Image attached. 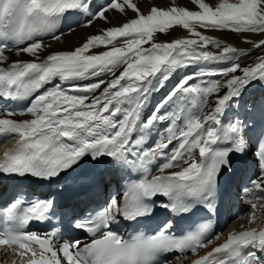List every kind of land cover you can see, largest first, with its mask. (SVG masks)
Masks as SVG:
<instances>
[{"label": "snow or ice", "instance_id": "snow-or-ice-1", "mask_svg": "<svg viewBox=\"0 0 264 264\" xmlns=\"http://www.w3.org/2000/svg\"><path fill=\"white\" fill-rule=\"evenodd\" d=\"M190 4L145 14L134 0H0V144L10 145L0 177L16 181L0 203V252L12 264H264V224L252 227L264 216V98L245 99L264 86V55L241 64L264 53V0ZM110 15L126 20L52 50ZM176 26L188 35L159 42ZM209 30L260 38L244 35L252 47L242 49ZM193 67L152 103L173 73ZM249 151L239 187L248 227L222 242L211 216L180 229L194 209L215 212L233 156ZM85 162L123 175L102 204L80 209L62 194ZM28 180L49 191L37 195ZM121 221L151 226L126 236ZM69 231L86 239H66Z\"/></svg>", "mask_w": 264, "mask_h": 264}, {"label": "bare ground", "instance_id": "bare-ground-1", "mask_svg": "<svg viewBox=\"0 0 264 264\" xmlns=\"http://www.w3.org/2000/svg\"><path fill=\"white\" fill-rule=\"evenodd\" d=\"M140 7L141 11L147 14L148 11H150V8L152 6L157 7H168L172 4V0H134ZM206 2H209V0H206ZM176 5L178 6H187L189 8L192 7L190 4V0H175ZM131 10H129V16H132ZM111 24H106L104 21H96L93 26L91 27H78L75 29V31L71 34H66L60 42L51 41L52 44V50H70L75 47L80 46L85 39L93 34H99L102 29H105L110 26L119 25L123 22H125L126 18L122 15H110ZM206 35H209L215 39H219L225 43L231 44L234 47L242 48V49H251V45L244 42V35H248L250 39H259L260 37L255 34H237L230 31H216V30H209L205 32ZM158 40L159 42H169L173 39L177 38H184L188 35L187 31L180 28L179 26H176L173 29H169L167 33H158ZM212 51H215V49H211ZM258 55H264V53L260 52L259 50H255V55L249 57H244L241 59V64L248 65L253 63L256 56ZM10 59H17L13 54L9 53ZM22 59H29L27 56L21 57ZM191 70V71H195ZM190 71V72H191ZM119 74V73H117ZM106 79H111V76L106 77ZM172 86L167 87L165 90H163L162 95L167 91V89H170ZM248 94L253 97L255 100H259L261 98H264V86H254L251 87L248 91ZM161 95V96H162ZM161 98V97H160ZM160 98H157L154 95V99L152 103L154 104L156 101H158ZM208 107H211L209 104ZM147 111V110H146ZM250 156H252V153L250 152ZM253 164V160H252Z\"/></svg>", "mask_w": 264, "mask_h": 264}]
</instances>
